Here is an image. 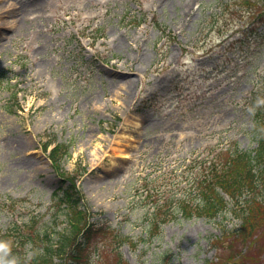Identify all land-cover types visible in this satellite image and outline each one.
<instances>
[{
  "label": "rangeland",
  "instance_id": "374dc122",
  "mask_svg": "<svg viewBox=\"0 0 264 264\" xmlns=\"http://www.w3.org/2000/svg\"><path fill=\"white\" fill-rule=\"evenodd\" d=\"M237 5L0 0V233L34 225L54 240L67 226L52 217L60 178L41 147L55 137L71 145L66 170L84 168L78 184L98 217L137 242L121 248L129 264L215 260L211 241L240 219L179 216L151 238L146 213L189 189L210 148L258 146L242 99L263 78L264 22L231 43ZM246 259L264 260V232Z\"/></svg>",
  "mask_w": 264,
  "mask_h": 264
},
{
  "label": "trees",
  "instance_id": "16d2710c",
  "mask_svg": "<svg viewBox=\"0 0 264 264\" xmlns=\"http://www.w3.org/2000/svg\"><path fill=\"white\" fill-rule=\"evenodd\" d=\"M236 1L239 7H234V17L238 16L244 30L235 44L243 45V36L255 24L264 22V0ZM243 100L253 120L252 131L258 143L255 150L241 149L236 144L210 148L211 158L198 159L195 167L199 168L188 177L189 189L173 200L156 197L146 213L151 238L160 234L164 224L179 216L214 219L231 213L240 219L236 229L222 226L220 235L211 241L216 259L206 264H252L246 257L251 247L258 246V238L264 232V74ZM41 146L49 151L60 178V186L53 193L52 217L66 221L67 226L54 240L34 225L15 229L16 239L9 231L0 233V240L11 244L7 256L0 253V258L15 257L16 264H129L121 248L126 243L136 246L137 242L102 221L88 204L77 184L84 168L77 167L71 172L63 165L72 156L71 145L51 137L43 140ZM146 186L147 182L143 184ZM14 201L12 198L9 205ZM2 204L6 202L0 201ZM167 256H160L161 264H170ZM259 264H264V260L259 259Z\"/></svg>",
  "mask_w": 264,
  "mask_h": 264
},
{
  "label": "clouds",
  "instance_id": "9594fccd",
  "mask_svg": "<svg viewBox=\"0 0 264 264\" xmlns=\"http://www.w3.org/2000/svg\"><path fill=\"white\" fill-rule=\"evenodd\" d=\"M11 244L8 240H0V253H3L7 256L8 252L10 251ZM0 264H16L15 257L11 258H0Z\"/></svg>",
  "mask_w": 264,
  "mask_h": 264
},
{
  "label": "bare ground",
  "instance_id": "6f19581e",
  "mask_svg": "<svg viewBox=\"0 0 264 264\" xmlns=\"http://www.w3.org/2000/svg\"><path fill=\"white\" fill-rule=\"evenodd\" d=\"M162 1V3H166L167 1H172V0H161ZM116 150H120L121 148L120 147H116L115 148ZM121 151V150H120Z\"/></svg>",
  "mask_w": 264,
  "mask_h": 264
}]
</instances>
